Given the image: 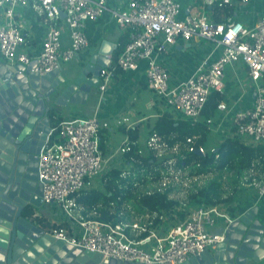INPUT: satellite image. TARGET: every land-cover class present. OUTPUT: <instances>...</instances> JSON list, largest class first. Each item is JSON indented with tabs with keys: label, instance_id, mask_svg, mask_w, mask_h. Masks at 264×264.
Here are the masks:
<instances>
[{
	"label": "built area",
	"instance_id": "2783aa9c",
	"mask_svg": "<svg viewBox=\"0 0 264 264\" xmlns=\"http://www.w3.org/2000/svg\"><path fill=\"white\" fill-rule=\"evenodd\" d=\"M255 1L128 0L125 6H112L106 0H0V60L11 67L18 64L27 67L35 62L31 71L40 75L61 72L65 64L89 48L88 24L108 16L127 30L128 40L116 64L111 65L110 57L108 67L101 71L100 101L118 72H135L145 65L143 85L151 92L152 106L156 104L167 110L175 120L189 121L194 125L205 121L210 130L226 125L228 132L222 141L230 138L253 148L262 147L264 0L260 10L253 9ZM32 3L38 4L48 20L38 53L26 50L24 24L19 16V9H29ZM208 7H230L239 16L251 13L255 22L249 24L238 19L233 22L228 17L215 22L206 14ZM65 29L69 36L66 44L62 38ZM180 43L193 45L197 51H205L204 44L209 46L194 72L177 78L172 75L165 57ZM235 64L244 65L248 70L253 102L231 112L227 104L220 101L216 113L203 120V111L211 93L217 91L223 95L225 69ZM134 103H138V98ZM125 121L127 119L120 116L104 121L95 112L88 117H67L58 123L51 122L50 134L38 156L37 178L42 185L43 204L63 209L65 220L51 224L36 208L25 219L58 240L100 254L102 264H108L110 260L183 264L206 250H214L224 241V235L212 230L220 221L231 222L228 213L231 204L223 211L218 206L191 207L181 220L174 214L177 206L162 211L165 220L168 218L166 225L151 228L146 236L137 240L127 233L126 223L83 220L73 215L75 203L70 198L73 194L99 187L104 174L112 169L124 170L129 165L125 156L129 150L128 136L117 147L109 142V132ZM199 136V133L193 135L188 142ZM160 141L157 134L150 136L146 143L147 151L154 149L159 158L166 152L177 151V146L169 149L165 142ZM206 151L203 146L189 149V152L200 155H205ZM176 174L172 168L161 185L166 187L172 179H179ZM248 186L253 189L257 202H264V179ZM131 227L140 230V234L145 231V227L140 228L137 224Z\"/></svg>",
	"mask_w": 264,
	"mask_h": 264
},
{
	"label": "water",
	"instance_id": "95a60500",
	"mask_svg": "<svg viewBox=\"0 0 264 264\" xmlns=\"http://www.w3.org/2000/svg\"><path fill=\"white\" fill-rule=\"evenodd\" d=\"M115 48L103 42L72 83L59 71L32 72L35 62L11 67L0 60V264H102L100 254L56 239L24 214L43 205L37 169L51 130L49 114L68 103L85 102ZM257 216V207L235 219L229 216L231 222L218 233L224 241L183 264H264V224Z\"/></svg>",
	"mask_w": 264,
	"mask_h": 264
},
{
	"label": "trees",
	"instance_id": "16d2710c",
	"mask_svg": "<svg viewBox=\"0 0 264 264\" xmlns=\"http://www.w3.org/2000/svg\"><path fill=\"white\" fill-rule=\"evenodd\" d=\"M27 9L25 15L48 23L45 13L39 12L34 3ZM206 14L215 22H221V17L235 21V12L230 7H213L211 10L207 9ZM90 24L87 28L88 36L90 27L94 25ZM127 40L128 36L126 38L124 36L118 41V47L112 57V66L125 49ZM221 100L219 92L211 93L203 111V120L215 114ZM49 118L52 123H58L62 116L56 110H52ZM210 132L205 121L194 125L189 121L175 120L170 113H163L150 130L149 137L157 134L160 142H165L169 149L176 146L178 148L176 152H166L159 158L154 149H148L146 155L142 153L139 145L140 127L130 128L127 131L129 150L125 153L129 165L124 170L112 169L104 174L99 180V187L73 194L70 197L75 203L72 208L73 215L83 220H98L111 224H125L132 217L148 215L149 223L145 231L137 237L141 238L146 236L152 227L164 223L162 211H168L176 206L221 207L235 202L241 182L250 184L264 179V146L253 148L227 138L212 149L208 143ZM197 133L200 136L189 143L188 139ZM200 146L207 149L205 155L189 152L191 147L198 149ZM172 168L176 170V177L179 179H200L213 174L215 176L202 186L192 183L194 186L183 200L173 197L176 189L173 182L175 179L166 187L161 185L148 188L144 192L140 191L144 186L161 184L163 178L170 175ZM224 177L228 178L230 183L228 191H225L222 185ZM31 213L32 210L26 211L24 216ZM129 228L126 227L127 233Z\"/></svg>",
	"mask_w": 264,
	"mask_h": 264
},
{
	"label": "crops",
	"instance_id": "0c3cea01",
	"mask_svg": "<svg viewBox=\"0 0 264 264\" xmlns=\"http://www.w3.org/2000/svg\"><path fill=\"white\" fill-rule=\"evenodd\" d=\"M106 1L108 5L112 6H125L128 2V0ZM261 2L262 0H256L253 5V9L255 8L260 10ZM201 5L202 4L200 2L199 6L201 7ZM34 7H36L38 11L41 12L38 4H34ZM25 10L26 9L20 8L19 16L21 17V20L24 24V32L26 35V50H34L38 53L42 47V42L47 28V22L45 20L31 18V16L25 15ZM234 18V20L238 19L243 21L244 23L249 24H254L255 22L251 13L240 16L235 13ZM221 20H223L222 17ZM91 24L94 25L90 27L89 48L82 54H80L75 60H73L77 62L75 68L72 67L70 69H64V67L68 64L67 63L61 70L62 74L69 78V81L71 83L74 82V80L79 76L82 70L85 69L92 56L100 50L103 42H109L112 45H115L117 48L118 41L122 37L125 36L126 38V36H128L127 30L119 27L108 16H104L98 22ZM62 38L65 44L68 43L69 36L67 29L64 30ZM203 46H206L204 47L205 51H197V48L195 46L188 43H180L176 49H173L171 53L165 57V62L170 66L172 75L177 78L190 76L202 60V56L204 55V53H207L209 45L204 44ZM144 71L145 65H141L138 71L130 73H118L108 90L105 92L102 101H100L101 93L98 84L97 87L91 88L85 102L80 101V103H68L67 105L58 107L55 110L59 115L62 116V118L88 117L92 116L95 112L104 121H111L113 118H117L118 116H120L121 118H126L127 121L123 122L120 127L115 128L112 132H109V142L112 143L113 147H117L118 145H120L125 136H128L129 138L127 131L130 128L139 126L141 131V125L146 124V126H148L153 119L157 120L163 115V113H169L167 110H162V108L156 104H154L153 106L150 104V97H152L151 92L148 91L145 85H143L145 82ZM91 77V75L88 76V78ZM221 96V101H224L227 104V108L231 112L238 111L241 108L251 105L254 99V93L252 85L250 84L248 70L244 65L235 64L226 67L223 95ZM135 98H138L137 104L134 103ZM81 100H83V98ZM91 100L92 105L88 107ZM70 106L73 107L75 111H65ZM150 130L148 131L145 140L144 148L146 149V151V143L149 138ZM227 132L228 128L226 127V125L214 127L208 137V142H212L211 148L215 147L217 143L222 142V138L224 137V135H226L225 133ZM210 135L213 136L212 141H210ZM238 189V198L235 202L231 203L232 208L230 207V209L228 210L229 215H231L232 218L235 219L243 215L246 211L257 207V217H259L264 224V202H257L254 196V191L251 187L248 186V184L241 182V184H239L238 186ZM43 205L44 206L37 210L45 216V220L50 221L51 224H59L60 219L65 214L64 210H58L55 205ZM226 207L227 206H221L219 208L223 211L227 210ZM190 208L191 207L177 206L174 210V214L179 220L184 219L187 215V210ZM142 219H144L145 221L141 222ZM129 220L126 221V224L128 225V227H130L129 234L134 240H137L139 239L137 237L138 235H140V230L133 229L131 226L137 224L140 228L146 227V225L149 223V217L148 215H142L139 216L140 221L133 220L131 222ZM163 221L164 223L160 225H166L168 218L167 220H165V217H163ZM224 225H226V222L220 221L218 226H216L212 231L214 233H219L220 228Z\"/></svg>",
	"mask_w": 264,
	"mask_h": 264
},
{
	"label": "rangeland",
	"instance_id": "374dc122",
	"mask_svg": "<svg viewBox=\"0 0 264 264\" xmlns=\"http://www.w3.org/2000/svg\"><path fill=\"white\" fill-rule=\"evenodd\" d=\"M76 63L77 62H75V61H71L64 67V69H70L72 67L75 68ZM91 105H92V100L89 102L88 107H90ZM70 110L75 111V109L71 106L65 111H70ZM155 123H156V119H153L148 126H146V124L141 125L139 144H140V149H141L142 153L145 155L147 154V151L144 148L145 147V140H146L148 131L151 129V127L154 126ZM212 139H213V136L210 135V141H212ZM208 143L210 145L212 142H208ZM210 146H212V144ZM183 175H184L183 172H181V176H183ZM214 176L215 175L213 174V175H208V176L202 177L200 179L194 178V180H192V179H190V180H188V179H175L173 182H175L174 185H175L176 189H175V192L173 193V197L183 200L186 197L187 193L189 192L190 188H192L194 186V184H192V183H195L196 185L202 186V185L208 183ZM227 179L228 178H225V177L223 178V184L222 185H223V188L225 191H228L230 188V183L228 182ZM152 187H161V184L158 183V184L152 185V186L147 185V186L140 188V191L144 192L148 188H152ZM42 206H44V205H42ZM63 220H65V214L60 219L59 222H61ZM133 220L140 221L139 216L132 217V218H130L129 221L132 222ZM55 221H56V219H55ZM144 221H145L144 219L141 220V222H144Z\"/></svg>",
	"mask_w": 264,
	"mask_h": 264
}]
</instances>
